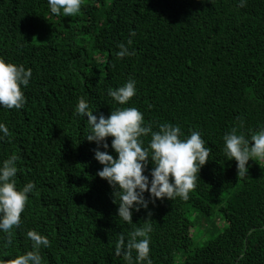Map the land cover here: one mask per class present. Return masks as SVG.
Masks as SVG:
<instances>
[{"label": "trees", "instance_id": "obj_1", "mask_svg": "<svg viewBox=\"0 0 264 264\" xmlns=\"http://www.w3.org/2000/svg\"><path fill=\"white\" fill-rule=\"evenodd\" d=\"M238 5L84 0L77 16L64 17L47 0H0V58L33 71L25 106L0 108L10 132L0 140V164L17 155V187L36 185L10 245L0 232V261L31 251L34 229L51 242L41 248L43 264H126L115 255L119 235L150 228L153 264H264V161L250 160L239 179L224 153L234 128L249 140L264 128V0ZM121 43L134 54L119 58ZM130 79L137 95L119 105L107 90ZM80 98L97 116L136 107L154 131L171 123L186 136L201 132L212 152L190 199H157L134 211L132 225L120 220L113 188L97 175L96 144L76 114ZM112 139L107 151L117 157ZM217 211L224 228L212 222Z\"/></svg>", "mask_w": 264, "mask_h": 264}, {"label": "clouds", "instance_id": "obj_2", "mask_svg": "<svg viewBox=\"0 0 264 264\" xmlns=\"http://www.w3.org/2000/svg\"><path fill=\"white\" fill-rule=\"evenodd\" d=\"M47 3L53 15L75 17L81 12L84 0H47ZM246 4L247 0H239L238 6L243 8ZM131 36L134 37L135 32ZM131 43L129 39L128 45ZM118 47L117 56L121 59L134 54L123 43ZM32 77L31 68L0 58V108L22 109L27 103L23 89L29 86ZM107 94L119 105H128L137 95V82L130 79L117 89L109 88ZM76 114L86 121L85 140L96 144L94 158L103 165L97 175L113 188L120 220L132 225L134 211L148 210L150 203L155 204L157 199H190L198 185L200 171L209 162L212 152L201 132L192 130L186 136L179 125L171 123H161L159 130L154 131L152 124L145 123L144 114L136 107L116 108L108 117L97 116L84 98L79 99ZM9 135V128L0 123V140ZM149 136L145 146V139ZM109 137L113 138L111 149L118 154L117 157L107 151ZM223 140L226 157L237 162L239 179L248 176L250 160L264 161V128L253 132L250 140L243 133L237 134L234 128L224 135ZM18 159L13 154L0 164V232L7 234L9 245L13 230L21 226L29 195L36 193L34 182L17 187ZM150 164V173L145 174ZM146 193L150 194V199L146 198ZM150 232V228H135L127 237L121 233L115 245V255L122 256L126 264H153ZM27 237L32 241V250L17 255L10 264H43L40 251L51 246L50 240L34 229L27 232ZM0 264L7 262L0 261Z\"/></svg>", "mask_w": 264, "mask_h": 264}, {"label": "rangeland", "instance_id": "obj_3", "mask_svg": "<svg viewBox=\"0 0 264 264\" xmlns=\"http://www.w3.org/2000/svg\"><path fill=\"white\" fill-rule=\"evenodd\" d=\"M216 218H219L221 220V222L220 221H216V223H217V226L216 227H218L217 229L224 228L226 226V223H224V221L222 219V216H221V214H220L219 211H217L216 214L214 215V217L212 219V222H214L216 220ZM210 228H212V227L210 226ZM199 230H200V225L197 226V231L198 232H197L196 237L199 236ZM209 237H212V235H210ZM209 237H207V238H209Z\"/></svg>", "mask_w": 264, "mask_h": 264}]
</instances>
